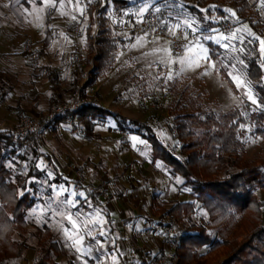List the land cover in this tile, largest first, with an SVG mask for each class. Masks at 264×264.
<instances>
[{
	"label": "rangeland",
	"instance_id": "1",
	"mask_svg": "<svg viewBox=\"0 0 264 264\" xmlns=\"http://www.w3.org/2000/svg\"><path fill=\"white\" fill-rule=\"evenodd\" d=\"M113 1L124 3L117 7ZM240 1L208 0L206 7L199 8L198 14L192 10L196 0H91L90 3L81 0L85 15L73 13L81 21L75 23L54 9L38 12L44 7L40 0L35 3L0 0V143L3 145L0 165L11 172L7 181L21 180L18 194L26 193L33 201L24 210V227L14 226L13 229L12 239L23 246L21 256L4 259L0 264H33L43 258L57 264H112V255L116 256L117 264H166L163 255H168L172 246L164 242L165 234L173 235L190 224L200 225L208 220L201 205L196 203L195 212L182 223H173L171 228L160 226V223H168L169 218L165 214L161 220L154 214L156 202L163 203L168 209L176 202H193V198L190 187L184 185L183 180L171 176L160 160L152 162L153 139L150 137L154 134L162 145L177 153L179 144L174 139L172 122V114L176 111L172 107L181 98L180 91L189 85L193 95L200 96L198 102L207 112L217 114L239 109L242 117L239 140L244 158L255 161L264 157V142L255 134L256 129H264V121L252 117L263 107L255 85L246 75L249 63L262 55L264 0H245L248 8L244 16L237 13L242 6ZM102 7H105L103 18L107 21L104 27L98 18ZM142 8L145 9L144 16L140 17L138 12ZM92 9L94 14L90 17ZM228 10L236 15L231 16ZM36 16L42 19L38 21ZM150 19H155L156 31L164 30L166 36L173 38L181 33L183 43L178 51L165 37H160V33L141 36L134 31L120 30L127 25L129 28L140 27ZM211 25L217 26L211 29ZM243 26L252 35L241 31L236 39H219ZM87 28L91 37L109 28L117 40L118 51L111 69L99 77L86 94L109 112L129 121L146 123L150 132L142 131L147 133L149 140L132 132L139 128L136 124L111 116L97 119L89 137L83 127H77L71 119H67V123H51L55 117L66 113L53 117V107L68 101L91 76L95 54L90 50L92 41L86 36ZM169 29H174L175 35ZM136 37H144L143 48L129 47ZM208 43L213 45L212 49ZM185 45L196 52L201 47L207 49L209 57L210 53L214 55L210 60L217 70L211 69L208 61H202L195 69L179 63L169 64L163 51L147 60L142 57L144 52L167 48L171 58L178 60L188 54ZM149 62L152 67H148ZM169 68L172 69V80L167 79ZM181 68L184 71H180ZM205 71H210L211 75H203ZM234 71L242 74L249 89H236L228 75ZM51 73L57 75L54 82L50 81ZM75 79L78 87L71 91ZM174 79L179 80L180 85L172 89ZM260 86L264 88V76ZM248 90L260 108L248 101L245 95ZM54 95L58 97L50 105ZM35 121L39 123L37 130L25 135L15 133L24 124ZM6 137H11L12 141H6ZM19 137L35 139L40 155L36 156L14 142ZM57 192L61 194L57 196ZM71 192H76L77 196L72 197ZM80 192L88 197L90 204L83 203L78 195ZM90 192L96 201L99 197L102 206L94 204ZM261 196L264 198L262 193ZM50 198L81 200L80 212L85 216H94L93 209L101 212L108 235L99 236L98 229L92 235L103 243V248L86 237V246L91 245L93 251L77 259L79 254L65 246L66 241L58 230L59 225L68 227L67 222L52 216L46 206ZM69 211L76 212L77 209ZM108 213L111 221L105 217ZM46 229L50 231V237L43 238L41 233ZM234 237L241 241L244 230L238 228ZM51 243L57 244L58 251L50 246ZM206 252L207 248L201 251L204 255ZM223 259L222 256L208 264H218Z\"/></svg>",
	"mask_w": 264,
	"mask_h": 264
},
{
	"label": "trees",
	"instance_id": "2",
	"mask_svg": "<svg viewBox=\"0 0 264 264\" xmlns=\"http://www.w3.org/2000/svg\"><path fill=\"white\" fill-rule=\"evenodd\" d=\"M207 2L208 0H196V6L192 10L200 14L199 8L206 7ZM113 3L118 7L124 2ZM240 3L242 6L237 13L244 16L248 5L245 0ZM92 10L90 17L94 14ZM104 11L105 7H102L98 14L102 27L107 23L103 18ZM216 26L211 25L210 28ZM89 31L87 28L86 36L92 41L90 50L95 54L94 66L91 76L80 88L81 97H85L86 90L111 69L118 51L117 40L112 37L109 28L102 29L95 37H91ZM261 34L264 35V26ZM207 45L213 48L211 43ZM210 57L214 58V55L210 53ZM221 75L230 84L226 75ZM246 75L255 85L263 107V110L252 117L264 121V88L260 86L264 76V54L249 63ZM49 78L54 82L57 75L51 73ZM178 85L180 81L174 79L171 88ZM71 86V91L78 87L76 79ZM57 97L54 95L50 99V105ZM180 97L172 107L176 111L172 114V122L174 139L179 144L177 153L174 154L151 134V160H160L169 169L171 176L183 180V184L190 187L193 202H176L168 209L164 208L163 203L156 202L154 214L161 220L166 214L169 222L164 225L160 223V226L171 228L173 223H182L185 217L192 215L196 203H199L208 220L200 225L190 224L182 232L173 235L165 234L164 242L172 246L168 255L162 254L166 264H174L175 259L176 264H208L222 256L224 259L218 264H264V198L261 196V193L264 196V157L255 161L244 158L243 145L239 140V125L242 122L239 109L233 108L217 114L207 112L198 102L200 96H194L189 85L180 91ZM107 116L136 124L139 128L132 132L149 140L147 133L142 131L150 132L146 123L126 120L96 103L83 104L74 112L67 111L64 115L55 117L51 123H67L71 119L77 127H83L85 135L89 137L96 126V120ZM255 134L264 142V129H256ZM6 138V141H12L11 137ZM14 142L29 149L34 155H40L35 139L19 137ZM1 146L3 145L0 143V148ZM10 176L11 172L0 165V262L21 256L23 246L12 239L13 229L14 226L24 227V210L28 208V204L33 203L28 194H18L21 180L16 178L15 182L7 181ZM89 197L94 204L103 205L99 197L97 201L94 199L92 192ZM105 217L111 221L109 213ZM238 228L244 230L241 241L234 237ZM49 234L50 231L46 229L41 237H50ZM50 246L58 251L56 243H51ZM204 248H207L205 255L201 253ZM211 253L214 254L213 257H208ZM33 264L57 263L43 258Z\"/></svg>",
	"mask_w": 264,
	"mask_h": 264
},
{
	"label": "snow or ice",
	"instance_id": "3",
	"mask_svg": "<svg viewBox=\"0 0 264 264\" xmlns=\"http://www.w3.org/2000/svg\"><path fill=\"white\" fill-rule=\"evenodd\" d=\"M19 2V0H17ZM30 2L35 3L36 0H30ZM40 2L44 5L43 8H39L38 12H44L45 9H54L57 11V13L64 17H70V19L75 23H81V21L78 19V16L73 13H78L79 16L85 15V10L83 7H81V0H40ZM91 0H89V3ZM69 6H71L70 10ZM147 7V6H145ZM145 9L142 8L138 12V16L143 17L144 16ZM229 14L231 16H235V12H231L230 10ZM36 19L39 21L42 19L40 16H36ZM142 22V20L140 21ZM40 26V25H38ZM83 30V29H82ZM170 32L175 35L174 29H169ZM241 31H247L249 35H252V33L247 29L246 26H243L241 28H236L232 31L230 35L227 37L221 35L219 39H236L237 33ZM147 35V33H145ZM64 39H68L67 37H64ZM258 39V38H257ZM240 42L243 43V38H240ZM132 49H140L144 47V37H136L135 42L129 45ZM187 49L186 55L183 57H180L178 60H173L171 58V53H169L168 49H153L150 52H144L142 53V57L147 60L149 56L157 55L159 52L163 51L167 58L168 63H179L181 65H186L189 69H195L201 66L202 61H208L209 67L213 70H217V66L215 64L211 63L210 57L208 55L207 49L200 48L199 52H196L195 49L187 48V45L184 46ZM243 51V49H241ZM260 51L262 54H264V40L260 41ZM137 62H139L137 60ZM163 62V61H159ZM240 63H243V61H240ZM148 67H152V62L148 63ZM235 66H233L234 68ZM180 71H184V68H181ZM179 75V72L176 73ZM203 75H211L210 71H205ZM229 77L231 78L232 83L235 84L236 89L242 90V89H249L250 85L249 83L242 78V74L239 72H229ZM168 80L173 79L172 75V69L169 68V72L167 75ZM223 86V85H222ZM245 95L247 96L248 101H250L253 105H256L257 108H260L261 105L257 103V100L253 97L250 90L245 91ZM53 191H56L55 188H53ZM67 191V190H65ZM61 193L57 192V196H59ZM79 197L82 198L83 203H89L88 197L85 196L83 192H80ZM72 197H76V192H71ZM81 200L77 199H58V200H52L50 198L49 202L47 203L48 209L52 212V216H58L60 220L66 221L68 227H65L64 225H59L58 230L61 231L64 240L66 241L65 246L73 250L74 252L78 253L77 259H80L83 256H87L90 252L93 251V248L91 245L86 246V237H88L90 240L94 241L96 245H98L101 249L103 248V243L96 238V236L92 235V232L98 229V235L101 237L107 236L108 232L105 230L103 225L106 223L103 219V216L101 212H95V209H93L95 215L94 216H85L83 213L80 212V208L83 207V203ZM53 204L55 207L53 208ZM77 209L76 212H70L69 209ZM99 257H97V260ZM112 264H117L116 256H111Z\"/></svg>",
	"mask_w": 264,
	"mask_h": 264
},
{
	"label": "built area",
	"instance_id": "4",
	"mask_svg": "<svg viewBox=\"0 0 264 264\" xmlns=\"http://www.w3.org/2000/svg\"><path fill=\"white\" fill-rule=\"evenodd\" d=\"M151 22V23H150ZM155 19H150L149 22H144L140 27H133L129 28L128 25L121 27V31H134L136 35L141 36H152L159 34L160 32L156 31L155 25H154ZM147 33V35H145ZM160 37H165L175 51H178L180 49V46L183 43V39L181 37V33L178 32L176 37L171 38L170 35L165 34L164 30H161ZM95 99L92 98L90 95L86 94L85 97L80 96V88L77 89L73 95L70 97V99L63 103H58L56 106L53 107L51 114L53 117L63 113V112H74L80 108L83 104H93L95 103ZM39 128L38 121L35 122H29L28 124H24L19 130L15 131L16 134L19 135H25L27 133H30L32 131H35Z\"/></svg>",
	"mask_w": 264,
	"mask_h": 264
},
{
	"label": "crops",
	"instance_id": "5",
	"mask_svg": "<svg viewBox=\"0 0 264 264\" xmlns=\"http://www.w3.org/2000/svg\"><path fill=\"white\" fill-rule=\"evenodd\" d=\"M124 45V44H123ZM110 214V213H109ZM134 216H135V214H134ZM134 240H136V239H134ZM144 262H142L141 264H143Z\"/></svg>",
	"mask_w": 264,
	"mask_h": 264
}]
</instances>
